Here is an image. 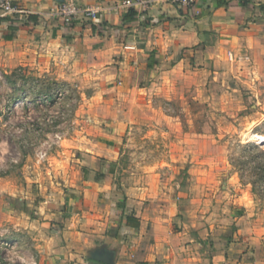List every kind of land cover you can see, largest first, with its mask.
<instances>
[{
	"label": "crops",
	"instance_id": "1",
	"mask_svg": "<svg viewBox=\"0 0 264 264\" xmlns=\"http://www.w3.org/2000/svg\"><path fill=\"white\" fill-rule=\"evenodd\" d=\"M64 1L95 9L96 19L79 15L65 24L55 14ZM21 2L25 19L0 17V40L10 33L15 45L39 39L56 74L92 88L90 99L136 96L154 73L203 67V57L231 54L254 26L239 0L193 7L152 0L145 9L123 0ZM90 123L50 156L51 179L35 194L0 178V227L19 240L23 264H264V237L240 227V217L236 231L207 233L203 219L175 204L162 214L157 204L124 199L115 187L116 135Z\"/></svg>",
	"mask_w": 264,
	"mask_h": 264
},
{
	"label": "rangeland",
	"instance_id": "2",
	"mask_svg": "<svg viewBox=\"0 0 264 264\" xmlns=\"http://www.w3.org/2000/svg\"><path fill=\"white\" fill-rule=\"evenodd\" d=\"M245 5L254 26L231 54L154 73L138 95L111 100L60 78L39 39L0 40V178L35 194L50 156L92 121L116 135L115 187L134 207L175 204L207 233L236 231L240 217L264 237V0Z\"/></svg>",
	"mask_w": 264,
	"mask_h": 264
},
{
	"label": "built area",
	"instance_id": "3",
	"mask_svg": "<svg viewBox=\"0 0 264 264\" xmlns=\"http://www.w3.org/2000/svg\"><path fill=\"white\" fill-rule=\"evenodd\" d=\"M152 0H123L125 6H133L145 9ZM178 6L193 7L195 0H166ZM28 11L25 7L16 4L12 0H0V17L16 20H24ZM55 14L62 18L65 24H70L76 17L82 15L88 19H96V10L93 8H80L74 1H64L56 7ZM47 152H41L39 158L45 159ZM19 247V240L12 237L9 230L0 227V264H23V261L15 255Z\"/></svg>",
	"mask_w": 264,
	"mask_h": 264
},
{
	"label": "trees",
	"instance_id": "4",
	"mask_svg": "<svg viewBox=\"0 0 264 264\" xmlns=\"http://www.w3.org/2000/svg\"><path fill=\"white\" fill-rule=\"evenodd\" d=\"M247 1H248V0H239V2H240L241 4H246ZM15 20H16V19H15ZM12 37H13V34H12V33L5 35V39H6V40H11ZM130 218H131V217H127V220H129ZM134 219H135V218H134ZM136 221H137V220H136Z\"/></svg>",
	"mask_w": 264,
	"mask_h": 264
}]
</instances>
